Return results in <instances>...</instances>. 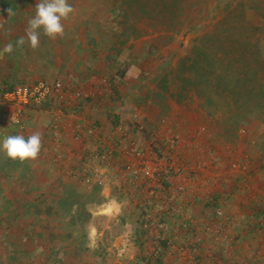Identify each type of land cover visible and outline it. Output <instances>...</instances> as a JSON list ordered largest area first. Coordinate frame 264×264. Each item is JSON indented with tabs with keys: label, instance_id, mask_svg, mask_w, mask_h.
Returning a JSON list of instances; mask_svg holds the SVG:
<instances>
[{
	"label": "rangeland",
	"instance_id": "rangeland-1",
	"mask_svg": "<svg viewBox=\"0 0 264 264\" xmlns=\"http://www.w3.org/2000/svg\"><path fill=\"white\" fill-rule=\"evenodd\" d=\"M37 2L0 0V47L10 41L15 45L24 36L19 30L25 29L27 20L34 16ZM68 3L74 12L70 22L63 21L65 34L72 30V42L88 47L82 63L97 57L94 64L104 67L107 82L93 94L97 110L108 114L109 130L114 123L122 122L127 129H133L139 146L148 141L146 128L154 131L170 124L181 132L170 119L151 123L140 117L139 122L127 124L116 118L119 113L115 110H130L127 103L132 92L142 93L152 78V88L147 92L159 94L160 98L165 94L175 106L196 109L205 116L211 125L201 124L190 134L203 129L198 136L209 144L206 152L222 151L225 157H239L246 166L248 181L217 192H197L191 204L184 205L187 195L181 196L178 204L182 213L177 217L181 225L162 226L172 245L168 249L161 247L159 257H153L154 236L141 238L139 220L144 194L131 185L123 171L128 180L120 188L124 192H117L122 199L120 210L114 203L106 204L100 207L102 218L95 216L93 222L85 221L84 225L56 213L48 218L39 206L35 212L30 208L17 211L20 193L6 192V198L1 193L0 264H234L218 263L210 256L221 259L240 251L259 256L258 263L264 264V0ZM9 7L15 13L11 17ZM13 32H18L17 37L10 36ZM5 33L8 37H4ZM30 82H1L0 89ZM74 102L45 100L5 123L10 127L21 125L27 114L50 103L75 112L81 102ZM88 124L99 125L95 121ZM11 168L15 170L16 166ZM10 186L14 188L15 182H8ZM231 204L238 211L229 208ZM214 207L222 212L216 222L225 230V238L210 235L215 232ZM89 223H96L98 232L94 242L87 245ZM117 237L119 244L115 243Z\"/></svg>",
	"mask_w": 264,
	"mask_h": 264
},
{
	"label": "crops",
	"instance_id": "crops-1",
	"mask_svg": "<svg viewBox=\"0 0 264 264\" xmlns=\"http://www.w3.org/2000/svg\"><path fill=\"white\" fill-rule=\"evenodd\" d=\"M68 20L70 22L71 18ZM24 30L19 31L25 35ZM70 32L73 33L72 30ZM70 32L67 31L63 38L58 37L55 40L41 34L40 46L37 49H29L26 43L23 50L14 48L11 54L0 55V84L1 82H18L23 79L34 82L52 78L64 84L88 83L86 87L93 92L96 91L100 84L99 80L106 77L104 67L94 64L98 62L97 57L92 62L82 63L81 58L88 51V47L73 43ZM6 33L4 37H8ZM16 33L18 32L10 33V36H16ZM63 42L65 44H62ZM2 43H6L5 40ZM3 48V46L0 47V52ZM12 60L15 63L12 62L11 66L9 64ZM151 80L152 78L148 79L147 88L143 86L142 93L132 92L131 99L127 103L130 110L123 111L121 108L115 110L119 113L116 118L120 117L122 119L120 121L125 120L127 124L139 122L140 117L151 123L170 119L168 121L174 122L181 132L188 130V134L201 124L211 125L198 110L175 106L168 102L170 99H166L168 96L165 94H162L160 98L159 94L148 93L147 89L152 88ZM94 99V94L93 98L91 95L82 100L79 99L81 103L75 112H70L68 109L61 110L51 103L45 104L41 106V110L27 114L21 125L13 124V127L8 126L5 121L13 122L16 113L5 106H0L1 128L3 127L9 135L20 134L25 137L34 131H39L43 145L35 161L24 163L12 161L0 152V198L1 193L6 198V192H18L20 199L16 200L15 210L22 212L30 208L35 212L36 207L39 206L40 211L45 212L48 218H52V215L56 213V215L73 221L74 224L82 222L81 225H84L85 221L93 222L95 216L102 218V214H99L101 213L100 207L106 204L114 203L120 210L122 199L118 197L117 192H124L120 188L128 177L121 170L112 169L103 175L105 180L100 179L98 176L102 175L94 173L92 166L84 161L85 157L82 156L79 143L71 138L72 125L75 121H81L83 124L95 121L99 123L101 132L94 138V141L101 140L108 145L113 144L107 128L108 114L97 110ZM145 145V142L140 144L141 147ZM11 166H16L15 170ZM8 182H15L14 188L8 187ZM241 202L244 203V199H241ZM229 208L238 211L236 205L231 204ZM86 230L87 245H89L94 242L98 226L96 223H89ZM115 243H120L119 237L116 238ZM210 260L218 263L227 261L234 264H259L258 261H260L259 256H249L243 251L221 259L217 256H210Z\"/></svg>",
	"mask_w": 264,
	"mask_h": 264
},
{
	"label": "built area",
	"instance_id": "built-area-1",
	"mask_svg": "<svg viewBox=\"0 0 264 264\" xmlns=\"http://www.w3.org/2000/svg\"><path fill=\"white\" fill-rule=\"evenodd\" d=\"M99 82L98 86H103L107 80L101 78ZM87 84H64L58 79L17 83L1 89L0 103L16 110V114L55 98L68 104L93 95ZM111 127L108 132L113 139L112 145L94 141L101 128L81 121L72 125L71 138L79 143L84 161L92 166L94 173L102 175L98 176L100 179L105 180L103 175L106 172L117 169L130 178L129 182L135 189H141L144 199L140 206L139 228L142 239L154 236L156 250L153 256L159 257L162 245L166 249L172 245V240L161 228L163 225L174 228L181 225L177 218L182 213L178 204L181 196L187 195L184 205L191 204L197 192H217L234 186L236 182L248 181L246 166L239 157H225L222 151L206 152L209 144L198 136L203 129L191 135L176 131L170 124L154 131L146 128L148 141L145 147H141L133 129H127L122 122ZM7 135L0 129V138ZM212 211L215 232L210 235L225 238V230L218 228L220 224L216 222L222 212L215 207Z\"/></svg>",
	"mask_w": 264,
	"mask_h": 264
},
{
	"label": "clouds",
	"instance_id": "clouds-1",
	"mask_svg": "<svg viewBox=\"0 0 264 264\" xmlns=\"http://www.w3.org/2000/svg\"><path fill=\"white\" fill-rule=\"evenodd\" d=\"M7 12L8 17L15 15L10 7ZM73 12L74 8L68 0H38L34 16L27 20L25 35L19 37L15 45L11 41L8 42L0 55L11 54L14 48L23 50L26 43L29 49H37L40 46L41 34L52 40L63 38L65 35L63 21L68 20ZM42 146V136L39 131H34L27 137L17 134L0 139V152H3L6 158L20 163L35 161Z\"/></svg>",
	"mask_w": 264,
	"mask_h": 264
},
{
	"label": "trees",
	"instance_id": "trees-1",
	"mask_svg": "<svg viewBox=\"0 0 264 264\" xmlns=\"http://www.w3.org/2000/svg\"><path fill=\"white\" fill-rule=\"evenodd\" d=\"M162 247H165L164 245H162ZM153 257H157V256H153ZM159 262V261H158Z\"/></svg>",
	"mask_w": 264,
	"mask_h": 264
}]
</instances>
